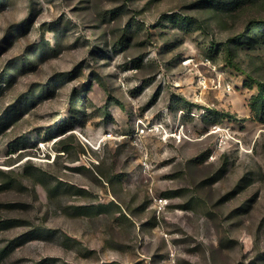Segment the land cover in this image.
Returning a JSON list of instances; mask_svg holds the SVG:
<instances>
[{
    "label": "rangeland",
    "instance_id": "rangeland-1",
    "mask_svg": "<svg viewBox=\"0 0 264 264\" xmlns=\"http://www.w3.org/2000/svg\"><path fill=\"white\" fill-rule=\"evenodd\" d=\"M0 264H264V0H0Z\"/></svg>",
    "mask_w": 264,
    "mask_h": 264
},
{
    "label": "built area",
    "instance_id": "built-area-1",
    "mask_svg": "<svg viewBox=\"0 0 264 264\" xmlns=\"http://www.w3.org/2000/svg\"><path fill=\"white\" fill-rule=\"evenodd\" d=\"M109 136V135H108Z\"/></svg>",
    "mask_w": 264,
    "mask_h": 264
}]
</instances>
